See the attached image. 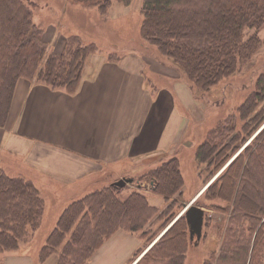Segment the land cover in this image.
Returning a JSON list of instances; mask_svg holds the SVG:
<instances>
[{"label": "trees", "instance_id": "1", "mask_svg": "<svg viewBox=\"0 0 264 264\" xmlns=\"http://www.w3.org/2000/svg\"><path fill=\"white\" fill-rule=\"evenodd\" d=\"M131 1L72 0L96 8L97 27L103 20L117 23L109 17L113 2L128 5ZM29 4L0 0V127L7 123L20 78L73 93L87 56L109 49L107 58L117 60L118 52L111 50L120 43L151 50L156 58L184 72L192 86L209 91L251 61L264 27V0H142L141 40L131 36L137 44L127 38L128 42L116 40L110 35L117 33L112 29L108 49L106 44L99 48L94 40H84L80 33H64L62 49L48 51L44 31L33 21ZM263 122L264 71L235 111L220 118L195 148L200 172L206 174L203 183L221 169L204 184V197L227 202L225 207L212 208L229 214L219 249L208 250L201 264H264V126L254 134ZM148 173L153 193L166 202L163 209L157 212L139 190L118 199L121 187L113 183L69 195L39 246V261L56 254L55 264H84L116 229L140 231L144 236L154 220L162 219L148 236L147 246L129 264L138 256L133 264H184L194 241L189 239L184 215L176 218L172 211L176 201L172 198L180 196L184 186L177 157L163 160ZM34 177L0 164V254L39 235L44 200Z\"/></svg>", "mask_w": 264, "mask_h": 264}, {"label": "crops", "instance_id": "2", "mask_svg": "<svg viewBox=\"0 0 264 264\" xmlns=\"http://www.w3.org/2000/svg\"><path fill=\"white\" fill-rule=\"evenodd\" d=\"M27 2L33 21L44 31L48 51L61 50L64 35L56 20L69 0H60L57 8L41 5L39 11L34 10V1ZM141 4L142 0L128 5L113 2L109 17L118 23L130 14H139ZM124 47L128 45L120 43L118 48ZM129 47L120 51L117 60L108 59L106 51L89 54L73 93L36 79L17 81L7 123L0 127V164L37 174L34 183L44 200L42 224L50 209L47 195L56 196L59 186L71 191L70 196H79L77 185L86 174L96 181L103 174L117 172V162L132 166L137 159L143 162L174 146L175 129L182 126L175 92L181 83L173 73L174 66ZM161 77L170 86L155 92L150 80ZM30 242L1 253V264H39L38 252ZM99 252L89 264L96 263ZM50 258L40 264H47Z\"/></svg>", "mask_w": 264, "mask_h": 264}, {"label": "rangeland", "instance_id": "3", "mask_svg": "<svg viewBox=\"0 0 264 264\" xmlns=\"http://www.w3.org/2000/svg\"><path fill=\"white\" fill-rule=\"evenodd\" d=\"M32 1H34L32 3L36 5H33L35 11H39V7L47 3L52 5L53 8H57L60 5V0ZM67 4L68 7L66 8L65 6V10L56 20L62 35L64 33L77 31L83 36L84 40H94L99 48H101L100 45L103 46L108 42L109 39L107 35L112 29L117 33H110V35L111 37H115L116 40L128 42V39L129 41L131 40V43L136 44L137 42L134 40H141V36L138 34L139 24L142 19L141 14H130V17L127 18V20H124V18H126L124 17L115 25L110 24L109 21L103 20L99 27H97L96 20L98 13L95 7H83L78 3L72 2V0H69V3ZM259 35L262 38V41L251 61L248 64L241 66V68L233 75L223 78L209 91H203L192 86L187 75L174 67L173 73H177V78L181 83V87H177L175 92L177 95V108L181 114L182 123V126L180 125L175 129V134L173 135L174 146L172 145L171 148H169V151H161L158 154L154 153L152 156L145 157L142 159L143 162H141V159H137L133 163L130 162L132 166L122 167L123 161L117 162L115 165L117 172L103 174L99 176L96 181L89 180L94 176H87L86 174L80 179V182L77 185L79 190L78 195L85 191L99 189L120 178L132 177L133 180L122 186L121 190L116 194V197L118 199H123L129 193L139 190L146 195L149 203L157 212H159L166 206V202L162 196L153 193L152 180L148 172L152 167L156 166L163 160L175 156L180 164L184 186L181 195L172 198L176 200L172 208L173 214L175 213L177 216L190 199L197 195L198 192H200V194L197 196L194 203L204 208L202 236L197 244L193 243L188 248L184 264H201L208 250H218L222 238L227 231L226 228L228 226L229 214L219 212L212 207H214L213 205L225 207L228 203L220 199H206L204 197V192L200 190L205 186L204 184H207L210 180L214 179L216 177L215 175L221 169L208 177L205 183H203L204 178L206 179V174L205 172H200V168L194 157V152L196 146L204 138L205 133L224 115L235 111L240 102L247 96L250 90L254 88V82L258 74L264 71V27L259 30ZM131 36H133L134 40L131 39ZM105 47L106 49L110 48L107 44ZM128 48L124 47L122 49L128 50ZM132 48H135L134 45ZM122 49L117 48L111 50V52H114V54L115 52H118L116 54L120 57V53L123 51ZM136 50L137 49H135V51ZM108 51L109 49L107 52ZM139 51L140 55L155 57V54L151 50L139 48L138 52ZM155 59L158 58L155 57ZM160 61L162 60L160 59ZM150 82L152 83V86L155 87V92L161 89H167L168 86H170V84H167V82L163 80V77L159 79L151 78ZM263 126L264 122L261 123L254 134H256ZM201 167H204V165L202 164ZM16 168H19L17 170H21L20 167ZM23 170L38 177L37 174L35 175L32 171L26 169ZM58 188L56 196L51 197L47 195L48 198L46 199V204L47 206H50L48 216L41 227L39 235L31 240V245H35V248L33 249L35 252H38L39 246L45 242L46 233L50 230L51 225L60 213V210L66 205V202L69 199L68 196L71 194V191L69 192L60 186ZM155 217L156 216H154V218ZM161 223L162 219L154 220L151 226H149V234L144 236H141L140 231L131 232L123 228L116 229L111 235L105 238L102 244L95 250L96 252L100 249L95 264H116L118 262L121 264H129L136 252L147 246L148 236L150 233L157 230L158 225ZM246 225L247 224L245 223V226ZM101 246L104 247L101 248ZM94 254H92L90 259ZM56 258L57 255L52 254L47 264H50L54 259L56 261ZM89 260L84 264H89Z\"/></svg>", "mask_w": 264, "mask_h": 264}, {"label": "water", "instance_id": "4", "mask_svg": "<svg viewBox=\"0 0 264 264\" xmlns=\"http://www.w3.org/2000/svg\"><path fill=\"white\" fill-rule=\"evenodd\" d=\"M132 180L133 179L131 177H129V178L125 177V178H120L118 180H115L112 183L114 185H116V186L122 187L127 182H131ZM196 196L193 197L185 205V207L183 208V210L176 216V218H177L180 215H184L185 220H186V223H187V226H188L189 239L191 241H194L195 244L198 243V241L200 240V238L202 236V228H203V222H204V208L194 203L195 202V199H196ZM143 252H145V250ZM143 252L141 254H143ZM141 254H140V256H141ZM138 258H139V256H138ZM138 258H136V260Z\"/></svg>", "mask_w": 264, "mask_h": 264}, {"label": "bare ground", "instance_id": "5", "mask_svg": "<svg viewBox=\"0 0 264 264\" xmlns=\"http://www.w3.org/2000/svg\"><path fill=\"white\" fill-rule=\"evenodd\" d=\"M130 17V15H128L126 18H124V20H127V18H129ZM124 20H122V21H124Z\"/></svg>", "mask_w": 264, "mask_h": 264}]
</instances>
